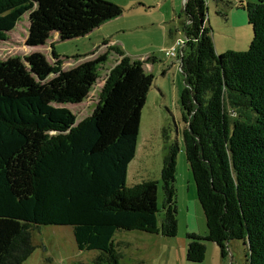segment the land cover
Masks as SVG:
<instances>
[{
	"label": "trees",
	"instance_id": "16d2710c",
	"mask_svg": "<svg viewBox=\"0 0 264 264\" xmlns=\"http://www.w3.org/2000/svg\"><path fill=\"white\" fill-rule=\"evenodd\" d=\"M207 3H184L186 86L180 100L188 125L186 156L207 223L206 236L188 234L187 259L204 262L205 241L226 256L227 243L242 240L250 264H264V0L240 4L253 27L249 48L221 54ZM107 8L122 12L106 0H0V42L25 13L31 20L28 41L38 44L51 32L90 30L109 17ZM111 48L122 59L99 87L93 112L80 121L55 104L85 100L107 57L69 71L53 46V65L41 53L0 60V264L28 259L35 225L73 226L80 250L99 251L93 264H121L115 239L120 230L177 235V146L163 162L161 208L158 180L127 183L148 80L143 62L149 58L132 60Z\"/></svg>",
	"mask_w": 264,
	"mask_h": 264
},
{
	"label": "rangeland",
	"instance_id": "374dc122",
	"mask_svg": "<svg viewBox=\"0 0 264 264\" xmlns=\"http://www.w3.org/2000/svg\"><path fill=\"white\" fill-rule=\"evenodd\" d=\"M106 1L121 8L122 12L112 14L107 8L109 17L90 30L69 36L51 32L50 37L38 44L28 41L31 20L30 13H25L15 28L7 31V39L0 42V60L27 58L34 53H41L53 65V46L63 60V70L69 71L80 63L107 57L100 66L98 83L85 100L55 104L71 109L77 115V121H80L93 112L99 87L103 85L110 69L122 59L111 46L119 48L123 56L132 60L149 58L143 62L148 80L144 84L145 102L141 109L137 154L129 165L127 183L131 186L146 179L158 180V205L161 208L164 199L161 179L163 162L171 146H177L178 233L175 237H165L140 230L118 231L115 239L118 251L122 254L120 262L250 264L249 246L242 240H233L230 246L227 245L226 256L222 255L216 243L205 241L207 254L204 262L187 259L189 227L204 235L207 233V223L201 203L190 201L197 195L194 194L196 183L186 156L184 131L188 125L180 100L186 83L181 68L182 46L176 42L186 39L183 31L185 0H147L149 4L146 6H141L139 0ZM207 1V20L212 29L216 52L247 50L254 36L253 27L249 23L247 10L242 7L238 9L237 6L258 0ZM234 7L237 8L233 14ZM219 10L226 16L219 14ZM235 18L242 26H234ZM176 46V55L167 54ZM53 77L51 75L49 80ZM159 216L162 217L161 212ZM31 233L35 249L23 264H93L99 253L98 250H80L71 225H35ZM120 241H128L129 244L123 245Z\"/></svg>",
	"mask_w": 264,
	"mask_h": 264
},
{
	"label": "crops",
	"instance_id": "0c3cea01",
	"mask_svg": "<svg viewBox=\"0 0 264 264\" xmlns=\"http://www.w3.org/2000/svg\"><path fill=\"white\" fill-rule=\"evenodd\" d=\"M141 3H139V4H141V6H146L147 4H149V3H147V2H149V1H147V0H139ZM240 1H244V0H239V2ZM238 7V9L240 8V6L238 5L237 6ZM236 7V8H237ZM235 7L232 9V13L234 14L235 13V9H236ZM231 11V10H230ZM243 17H244V15H242ZM237 20L238 19H236L235 18V23H234V26H236V27H239V26H242L239 22H237ZM241 23H243V21H240ZM177 182V181H176ZM189 182H191V181H189ZM176 186H177V184H176ZM190 190H191V186H189V188H188V192L190 193ZM197 194V189H196V186H195V184H194V194ZM190 198V197H189ZM191 202H193V203H200V201H199V199H198V194L196 195V196H194V197H192V199L190 200ZM189 202V201H188ZM190 202V203H191ZM188 208V207H187ZM189 233H196V234H198V235H201L200 233H197V231L193 228V227H189V229H188V233H187V237H188V234ZM206 234L207 233H205L204 235H201V236H206ZM233 240H231V241H229L228 243H227V245H231V242H232ZM120 243H122L123 245H125L126 243L127 244H129V242L128 241H120ZM139 264H145V263H143V262H141V263H139Z\"/></svg>",
	"mask_w": 264,
	"mask_h": 264
},
{
	"label": "built area",
	"instance_id": "2783aa9c",
	"mask_svg": "<svg viewBox=\"0 0 264 264\" xmlns=\"http://www.w3.org/2000/svg\"><path fill=\"white\" fill-rule=\"evenodd\" d=\"M182 40H184L185 42H184V44L183 45H180V46H182V48L180 49V53H181V55H183V48H184V46H185V43H186V39H182ZM176 51H177V46L176 47H173L171 50H169L168 52L169 53H167V54H173V55H176ZM180 53H179V55H180ZM178 55V56H179ZM182 62V61H181Z\"/></svg>",
	"mask_w": 264,
	"mask_h": 264
},
{
	"label": "clouds",
	"instance_id": "9594fccd",
	"mask_svg": "<svg viewBox=\"0 0 264 264\" xmlns=\"http://www.w3.org/2000/svg\"><path fill=\"white\" fill-rule=\"evenodd\" d=\"M184 42H185L184 40H182V39H178L177 42H176V44H177L178 46H180V45H183Z\"/></svg>",
	"mask_w": 264,
	"mask_h": 264
}]
</instances>
